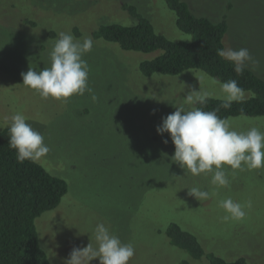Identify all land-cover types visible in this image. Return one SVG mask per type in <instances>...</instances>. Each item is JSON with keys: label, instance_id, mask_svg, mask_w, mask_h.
Masks as SVG:
<instances>
[{"label": "rangeland", "instance_id": "rangeland-1", "mask_svg": "<svg viewBox=\"0 0 264 264\" xmlns=\"http://www.w3.org/2000/svg\"><path fill=\"white\" fill-rule=\"evenodd\" d=\"M186 1L197 15L227 16L225 49L248 48L255 63L247 67L264 77V0ZM126 5L137 6L170 38L185 37L163 0H0V130L9 127L6 118L25 115L50 148L37 161L69 184L57 208L37 218L42 247L52 264H66L74 248L83 250L90 243L98 248L94 229L103 223L134 246L129 264H180L184 259L209 264L206 255L192 258L172 244L166 228L174 221L196 234L206 252L264 264V168L234 175L228 168L229 185L217 187L211 173L193 176L173 162L170 134L156 130L176 106L196 107L185 102L191 91L201 88L212 97L222 96V82L195 69L146 76L140 62L160 51H128L95 38L93 31L101 24L136 23ZM59 32L81 42L91 36L93 48L83 59L96 102L87 92L67 101L43 99L23 85L22 72L47 66ZM227 120L237 131L253 126L264 131V116ZM194 186L215 195L199 201L188 193ZM227 198L251 201L242 220L222 221L227 213L218 204ZM83 264L100 260L89 253Z\"/></svg>", "mask_w": 264, "mask_h": 264}, {"label": "trees", "instance_id": "trees-1", "mask_svg": "<svg viewBox=\"0 0 264 264\" xmlns=\"http://www.w3.org/2000/svg\"><path fill=\"white\" fill-rule=\"evenodd\" d=\"M163 1L173 11L176 26L185 37L173 39L159 32L151 18L135 5H126L125 9L136 23L101 24L93 31V36L117 43L128 51H160L155 57L140 62V69L146 76L156 73L178 75L195 69L220 82L235 79L246 96L233 102L229 109L220 108L218 116L224 119L264 116V77L247 66L243 75L238 76L234 65L217 55L219 49H225L224 39L229 29L227 16L214 20L197 15L186 0ZM220 104L221 99L211 96L206 105L196 104V107L213 111ZM9 135V127L0 130V264H52L39 238L37 218L57 208L67 194L69 184L37 160L18 162L16 150L8 146ZM166 234L172 244L187 250L192 258L206 255L209 264H249L244 256L229 260L206 252L196 234L177 222L167 226ZM180 264L191 262L184 259Z\"/></svg>", "mask_w": 264, "mask_h": 264}, {"label": "clouds", "instance_id": "clouds-1", "mask_svg": "<svg viewBox=\"0 0 264 264\" xmlns=\"http://www.w3.org/2000/svg\"><path fill=\"white\" fill-rule=\"evenodd\" d=\"M51 51L48 53L49 62L41 70L30 67L22 72L23 85L39 93L41 98L49 97L67 101L74 95L84 96L87 92L93 102L98 100L93 89L89 87V65L83 59L84 55L93 48L91 36L81 40L72 34L58 33ZM217 55L230 61L234 65L236 74L243 75L249 63H255L250 51L246 47L239 49H219ZM199 82L201 78H198ZM222 96L220 107L213 111H204L200 107L187 110L184 106H176L173 113L162 118L157 126V133L164 136L170 134L175 146L172 161L198 176L211 173V184L217 187H227L228 168L234 175L236 170L252 171L264 168V131L258 126L246 131L232 128L227 119L218 116L220 108L229 109L233 102H239L244 97V90L237 80L229 79L220 83ZM211 94L193 90L185 97L188 105H206ZM155 114V110L153 111ZM27 117L21 113L11 116L9 124L8 146L17 153V160L36 161L49 153L50 148L45 143L44 136L27 123ZM167 144L168 140L164 139ZM190 196L199 201L210 199L215 193L201 189L198 186L187 188ZM218 206L227 213L221 217L223 222L242 220L246 216L245 208H251V201L247 204L235 202L231 198L219 201ZM94 238L98 248L93 249L90 243L83 250L74 248L66 264H83L84 258L91 253L93 259L99 258L100 264H129L135 255V248L131 243H123L120 238L109 231L103 224L98 223L94 229Z\"/></svg>", "mask_w": 264, "mask_h": 264}]
</instances>
